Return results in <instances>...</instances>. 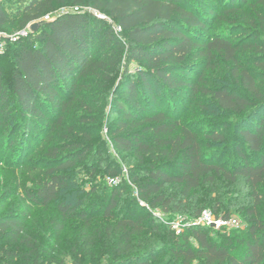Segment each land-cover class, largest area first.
<instances>
[{
  "label": "trees",
  "instance_id": "trees-1",
  "mask_svg": "<svg viewBox=\"0 0 264 264\" xmlns=\"http://www.w3.org/2000/svg\"><path fill=\"white\" fill-rule=\"evenodd\" d=\"M70 1V11L45 21L29 34V42L14 44L8 79L0 58V130L8 137L18 136L7 145L17 143L20 157L28 159L38 150L45 156L33 165L32 171H38L33 184L23 187L24 206L55 204L60 214L54 223L57 235L69 218L81 219L86 231L94 232L84 233L87 243H94L102 232L93 226L95 216L90 211H102L112 221L106 231L112 240L109 258L116 264H151L148 259L154 256L162 232L169 251L181 264H264L260 212L264 203V115L251 120L264 111V88L257 75V69H264V0H227L221 14L216 9L197 10L186 0ZM63 3L4 0L0 30L17 19L25 28ZM86 4L108 15L122 37L85 9ZM208 14L214 22L231 19L237 30L249 35L248 42L243 45L223 30L208 36ZM247 51L250 56L244 55ZM217 56L231 63L232 79L252 98L228 84L203 83V73L193 77L201 64L196 60L202 58L212 67ZM132 62L137 63L134 72ZM197 95L208 96L222 110L249 117L235 136L238 157L231 167L215 162L212 150L207 151L211 144L202 139L219 145L224 134L217 128L206 132L200 124L182 118L183 104ZM114 109L122 117L114 118ZM102 127L109 131L113 146L131 154L137 164L128 167V178L121 182H99L86 188L80 183L85 177L117 180L122 172L116 160L103 156ZM55 135L66 138L65 142L51 144ZM78 165L81 169L74 170ZM216 178L247 185L253 200L247 211L255 220L245 230L220 234L215 227L188 223L178 233L172 222L164 223L168 228L162 229L155 208L163 213L186 211L189 198ZM132 185L135 190L126 195ZM168 185L179 189L178 197ZM4 209L5 203H0V214ZM231 209L224 220L231 219ZM204 210H197L194 218ZM27 215H0V264H15L19 259L22 264H39L40 239L27 228ZM75 264L83 261L78 259Z\"/></svg>",
  "mask_w": 264,
  "mask_h": 264
},
{
  "label": "rangeland",
  "instance_id": "rangeland-1",
  "mask_svg": "<svg viewBox=\"0 0 264 264\" xmlns=\"http://www.w3.org/2000/svg\"><path fill=\"white\" fill-rule=\"evenodd\" d=\"M63 1V4L58 5L54 11L50 12V15L53 18L65 11H70L72 8L70 0ZM195 2L196 3L194 4L193 2L190 3L188 0L185 1V3L190 4V6L197 8V10H204L205 12H208L209 10L216 9L217 12L221 14L222 7L224 6V3L227 2V0H203L202 2L196 0ZM84 8L94 12L98 18L114 27L115 33L119 37H122V33L119 30L117 24L108 15L102 12H95L90 4H86ZM231 16L232 15H229V18H231ZM44 17L35 23L43 22ZM206 18H208L210 26V28L208 27V36H211L216 32H224L226 34L233 33V36H235L237 40H240L243 45L248 42L249 35L246 34L244 30H237L233 24L234 22L231 19H219L218 21L214 22V18L209 14ZM32 24H28L25 28H21L17 19V21H15V23L11 26L1 29L3 32H5L6 48L3 53L4 55H2L0 58L3 60V70L7 79L11 76V56H13V52H11V50L14 44H17L16 42L20 43L23 41H30L28 36L31 34V32H34L31 29ZM242 24L247 26L244 23ZM221 30L223 31L221 32ZM11 38H15L17 40H12ZM260 38L262 40V37ZM102 47L103 46L98 47V51H101ZM250 52L247 51L244 55L250 56ZM195 62H201V64L199 66L200 69L197 71L198 73L193 74L194 78H197L198 74L203 73V83L205 84L211 86H221L228 84L233 90L238 92L241 91L243 95L251 96L250 94L248 95V93L241 87L240 83L235 82L232 79L231 72L229 71V69L232 67L231 63H225L224 60H222V58L219 56L213 59L211 64L212 67L207 65V62L202 58L196 60ZM136 66L137 63L132 62L130 69L134 72ZM257 72V75H259L260 78L258 84L264 88V69H257ZM136 78L139 80L138 77ZM122 79L123 77L118 79V81H116V85ZM250 98H252V96ZM110 109H112L111 106H109L108 110L110 111ZM182 112L183 120L200 124L201 130L207 132L209 129L217 128L219 132L224 134L225 140L219 145H215L213 141H209L205 137L202 139L205 142H209V144H211L209 147H207V151L212 150V159L215 162L223 163L228 167L233 166L234 160H237L238 157V148H236V146L239 144V141L235 136L237 135L239 129L242 128L246 119L249 118L247 117V113L241 114L222 110L216 106L215 102L206 95H197V98H195L194 101L192 98H188L186 103L183 104ZM260 113L264 115V111L262 110V112H258L257 115L251 117V120L258 117ZM113 115L114 118L122 117V113L116 109H114ZM52 120H54V117H52ZM100 134L102 135V140H105V144L103 146V156L116 160V162L122 168V172L117 179L118 182H121L124 178H128V167L137 164V161L132 157L131 154L119 152L113 146L110 140L109 131H107L105 127L100 129ZM44 135L45 134L40 135V138H42ZM15 136L8 137L0 130V203H5V209L0 215L2 216L8 212L18 214L20 216H26L29 214L27 215V219L25 221L27 228L33 233L39 235L40 239V250L38 255L39 264H75L78 259L83 261V264H116L115 261H112L109 258V256H111L112 240L106 231L107 224H110L112 221L104 218L102 216V211H90L92 216H95L94 220H96H93V226L95 228H100L102 232L100 233L101 238L100 235H98V237L94 239V243H87L84 233L89 232V234H91L94 232L93 229L91 231H86V227L84 226L81 219L69 218L64 223L63 231L57 235V226L54 223L58 221L60 214L55 204L47 208L38 206H32L31 208H28L24 206L22 199L25 195V191L23 190V187L25 185L30 186L33 184L34 180H32V178L38 175V171H32L33 165L35 164L37 166V161L44 159L45 156L38 150L28 157V159L26 158V155L24 157H20V148L18 147L17 143H14V146L12 147H8L7 145L10 141V138H12V140L14 138L17 139L18 136ZM25 137L27 140H31L29 135L26 136L25 134ZM65 140L66 138L55 135L54 141L51 142V144L54 142L63 143ZM40 142L41 140L39 141V145ZM92 143L97 144L96 141H93ZM245 153L251 157L247 149H245ZM76 168L77 169H74L76 171L81 169L79 165ZM101 168L99 171L102 170ZM97 179L98 180L96 181L95 177H85L82 182L80 181V183L86 188H91L99 182H110V178L107 176L104 178L99 176ZM216 179L215 182L204 185L203 188L198 190L192 197L189 198V200L186 202L188 209L186 210V207L183 209L186 211L163 213L161 209L155 208L154 212L162 221L159 223L161 224L162 229L167 230L168 228L164 225V223L171 225L172 222L173 226L174 224L178 225V229L181 230L182 227L185 228L188 223L195 224L197 219L194 218L196 211L204 209L212 210L216 218L223 221L226 212L232 208L231 219L234 220V223L230 225H223L216 230H218L220 234H232L233 230H245L249 224L255 220L254 216H252L251 213L247 211L248 207L253 203L247 185L243 181L239 183H232L221 178ZM166 188H171L170 190H172V192L175 193L177 197L179 196V189L174 185H168ZM262 189L264 190V184L262 185ZM132 190H135L133 185L127 190L125 194H131ZM234 203H236V207H231ZM141 204L146 203L142 201ZM139 212L142 211L139 210ZM260 212L264 217V203L260 207ZM101 224L104 225L100 226ZM220 234L215 233L214 236L218 238ZM157 245V249L155 250L156 252L153 254L154 256L148 259L150 260L151 264H181L180 261L174 259L173 254L169 251V243L164 232L160 234ZM24 251L25 249L23 248V252ZM106 251L107 254L105 255L104 253ZM34 259L35 257L33 260ZM21 262L22 260L19 259V261L15 264H22ZM193 264L199 263L198 261H195Z\"/></svg>",
  "mask_w": 264,
  "mask_h": 264
},
{
  "label": "built area",
  "instance_id": "built-area-1",
  "mask_svg": "<svg viewBox=\"0 0 264 264\" xmlns=\"http://www.w3.org/2000/svg\"><path fill=\"white\" fill-rule=\"evenodd\" d=\"M2 1H4V0H0V3ZM75 9L77 10L78 7H76ZM52 18L53 17L50 14H48V15H46L44 17V21L51 20ZM5 39H6L5 32H3V31L0 30V54H2L5 51V48H6L5 47L6 46L5 45V41H6ZM11 39L12 40H17L15 38L14 39L11 38ZM109 181H110L109 183H111V184H115L117 182V180L116 179H113V178H110ZM232 223H234V220H232V219H230L228 221H226V220H223V221L222 220H218L216 218L215 214L210 209L204 210L202 212V214L200 215V217H198L196 219V221H195V224L201 225V226H212L214 224L215 225L214 226L215 228H220L223 225H230ZM173 227L176 229V231L178 233H180L182 231L181 229H178L179 228L178 225H175L174 224Z\"/></svg>",
  "mask_w": 264,
  "mask_h": 264
},
{
  "label": "water",
  "instance_id": "water-1",
  "mask_svg": "<svg viewBox=\"0 0 264 264\" xmlns=\"http://www.w3.org/2000/svg\"><path fill=\"white\" fill-rule=\"evenodd\" d=\"M43 23H44V21H43V22L34 23V24L31 25V29H32L33 31H35V30H37V29L39 28V26L42 25ZM214 226H215V225L213 224L212 227H214Z\"/></svg>",
  "mask_w": 264,
  "mask_h": 264
}]
</instances>
